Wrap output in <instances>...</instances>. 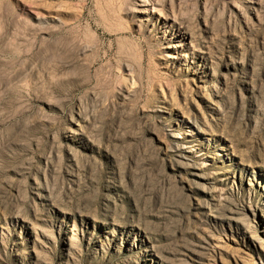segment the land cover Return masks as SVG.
<instances>
[{"label": "rangeland", "instance_id": "1", "mask_svg": "<svg viewBox=\"0 0 264 264\" xmlns=\"http://www.w3.org/2000/svg\"><path fill=\"white\" fill-rule=\"evenodd\" d=\"M0 264H264V0H0Z\"/></svg>", "mask_w": 264, "mask_h": 264}, {"label": "bare ground", "instance_id": "2", "mask_svg": "<svg viewBox=\"0 0 264 264\" xmlns=\"http://www.w3.org/2000/svg\"><path fill=\"white\" fill-rule=\"evenodd\" d=\"M150 9H151V8H150ZM143 12H145V13H146V12H147V10H145V9H144V10H143Z\"/></svg>", "mask_w": 264, "mask_h": 264}]
</instances>
